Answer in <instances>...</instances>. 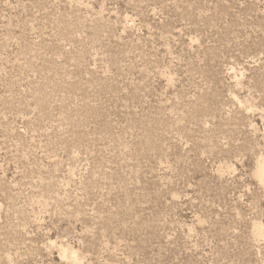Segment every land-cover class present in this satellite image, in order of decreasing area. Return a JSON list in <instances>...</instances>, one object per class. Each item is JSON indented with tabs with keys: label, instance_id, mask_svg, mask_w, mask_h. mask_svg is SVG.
<instances>
[{
	"label": "rangeland",
	"instance_id": "1",
	"mask_svg": "<svg viewBox=\"0 0 264 264\" xmlns=\"http://www.w3.org/2000/svg\"><path fill=\"white\" fill-rule=\"evenodd\" d=\"M261 156L264 0H0V264H264Z\"/></svg>",
	"mask_w": 264,
	"mask_h": 264
},
{
	"label": "bare ground",
	"instance_id": "2",
	"mask_svg": "<svg viewBox=\"0 0 264 264\" xmlns=\"http://www.w3.org/2000/svg\"><path fill=\"white\" fill-rule=\"evenodd\" d=\"M257 177L259 178V180L263 183L264 185V157L261 156V158L259 159L258 161V168H257ZM68 258H70L69 260H73L74 262L75 261H78V256H74L71 254V252H68L66 251L64 253ZM80 261V260H79ZM72 262V261H71ZM78 264V263H77Z\"/></svg>",
	"mask_w": 264,
	"mask_h": 264
}]
</instances>
